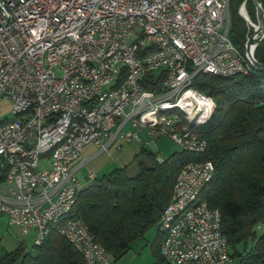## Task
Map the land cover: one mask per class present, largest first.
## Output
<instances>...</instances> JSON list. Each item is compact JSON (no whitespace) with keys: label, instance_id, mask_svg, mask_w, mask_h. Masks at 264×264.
<instances>
[{"label":"built area","instance_id":"built-area-1","mask_svg":"<svg viewBox=\"0 0 264 264\" xmlns=\"http://www.w3.org/2000/svg\"><path fill=\"white\" fill-rule=\"evenodd\" d=\"M245 1L238 12L248 27L243 49L252 60L264 30H255L259 23ZM139 13H146V20H139ZM229 25L230 0H0V101L9 99L11 110L25 107L13 124L0 119V183H8L0 190V213L8 223L24 235L33 231L34 245L41 244L40 232L51 226L52 214L75 202L74 187L82 184L79 169L102 151L141 140V131L154 138L168 135L182 149L205 151L207 140L197 131L184 130L174 118L142 115V108L182 105L183 94L200 90L192 85L199 71H243L233 56L237 46ZM165 38L182 44L186 66H179ZM149 43L162 44V51L141 56ZM147 72L159 78L158 90L144 87ZM113 74H121V84L104 89ZM181 77H190V84L170 94L169 86ZM97 92H104L103 105H95ZM213 104V96L203 91L184 113L189 120L204 114L203 124ZM71 113H85V120H71ZM60 132H67L66 143H58ZM88 143L96 149L84 157L81 150ZM213 169L212 159L195 160L176 176L159 218L163 222L185 205V219L162 233L160 252L172 264L232 259L220 210L204 199L188 210L191 193L200 192V179ZM59 233L81 252L83 264H113L81 216L74 215Z\"/></svg>","mask_w":264,"mask_h":264},{"label":"trees","instance_id":"trees-1","mask_svg":"<svg viewBox=\"0 0 264 264\" xmlns=\"http://www.w3.org/2000/svg\"><path fill=\"white\" fill-rule=\"evenodd\" d=\"M242 1L230 0L228 35L246 55L243 48L248 27L238 12ZM258 1L264 8V0ZM245 3L255 20L253 2ZM254 55L263 66L250 64L246 72L230 75L199 71L193 76L192 85L215 100L209 119L201 124V114L192 125L206 138L205 151L180 148L158 158L142 144L133 155L132 172L129 163L118 165L95 174L79 188L70 217L79 215L85 220L112 260L157 225L150 264H172L160 252L163 232L159 218L182 166L210 158L214 173L202 187L199 199L220 210L221 231L237 264H264V38L256 45ZM143 85L158 90L159 78L147 72ZM60 225L50 228L44 241L32 250L23 243L11 249L0 246V264H83L81 252L59 233Z\"/></svg>","mask_w":264,"mask_h":264},{"label":"bare ground","instance_id":"bare-ground-1","mask_svg":"<svg viewBox=\"0 0 264 264\" xmlns=\"http://www.w3.org/2000/svg\"><path fill=\"white\" fill-rule=\"evenodd\" d=\"M139 20H146V13H139ZM165 45L172 46V51L177 53V62L179 66L187 65V57L182 53V44L174 43V38H165ZM159 51H162V44L158 43H149L141 49V56H151ZM234 58L239 61L240 66L243 72H246L250 68V64L253 67H257L251 60V55L247 53L246 55L241 52L237 47L233 49ZM209 73H215L220 75H230L235 74V70H222V69H209ZM121 84V74H113L112 78L108 79V82H104V89L115 88V86ZM190 77H181L180 81H175L172 85L169 86L170 94H177L182 90V85H189ZM193 99L203 98V94L198 90H188V94L182 95V105L181 104H166V105H152L149 107L142 108V115H150L151 118H174L177 125L183 127L184 130L195 131L192 125L197 121L201 114H196V119L189 120L185 113L184 109H190V105ZM104 92H97L95 98V105H103ZM215 106V100L212 107V110ZM212 110L209 114V117L212 113ZM15 119L13 121L4 120V124H13L19 116L25 115V107H14L13 108ZM71 120L84 121L85 113H71ZM202 136V135H201ZM67 141V132H60L58 135V143H66ZM215 168V167H214ZM214 169L212 172H209V176L201 178L199 182V189L201 191L202 187L212 178ZM89 182V181H88ZM83 185H76L74 187V196H76L77 191ZM83 187V186H82ZM205 187V186H204ZM200 192L191 193V201L188 203V210H195L201 205V199H199ZM75 202H70V205L56 210L52 214L51 226H48V229H42L40 232V239L44 241L47 233L50 228L61 223L60 229L63 228L64 224L68 221H72L74 218L70 217V213L73 209ZM185 219V205H178V210L171 212L168 216L163 219V222H160V227L162 232H171V229L176 228L177 225ZM166 259V254L161 252ZM167 260V259H166ZM168 261V260H167Z\"/></svg>","mask_w":264,"mask_h":264},{"label":"rangeland","instance_id":"rangeland-1","mask_svg":"<svg viewBox=\"0 0 264 264\" xmlns=\"http://www.w3.org/2000/svg\"><path fill=\"white\" fill-rule=\"evenodd\" d=\"M15 117L13 108L11 110L10 100L2 98L0 101V119L4 118L5 121H13ZM140 136L141 140L133 139L124 141L119 148L111 147L109 150L102 151L88 159L77 173L79 180L84 184L89 181L86 178L89 172H94L99 175L111 170L115 166L124 165L126 163H129L128 169L129 172H132L134 170L133 155L139 150L142 144L153 150L160 158L166 157L172 151L181 148L179 144L168 135L154 138L145 131H141ZM95 149V145L89 143L82 148L81 153L84 157H87L93 153ZM7 186L8 183L1 182L0 190L5 189ZM156 232L157 225L148 228L144 235L131 242V246L126 252L113 260V264H150L154 258L152 254V241ZM19 243H23L26 249H34L33 231L24 235L18 225L9 224L7 215L0 213V246L5 249H11ZM229 264H237V258L232 257Z\"/></svg>","mask_w":264,"mask_h":264},{"label":"water","instance_id":"water-1","mask_svg":"<svg viewBox=\"0 0 264 264\" xmlns=\"http://www.w3.org/2000/svg\"><path fill=\"white\" fill-rule=\"evenodd\" d=\"M251 1L253 2L254 6H255L256 19H257V21L259 23L258 28H256L255 30L256 31H262V30H264V8H263V6L261 5V3L258 0H251ZM251 37H252V35H250L248 40H247V43H246V48L247 49H250ZM252 60H253V62H254V64L256 66H258V67L263 66V64L260 61H258L256 59V57H253Z\"/></svg>","mask_w":264,"mask_h":264},{"label":"crops","instance_id":"crops-1","mask_svg":"<svg viewBox=\"0 0 264 264\" xmlns=\"http://www.w3.org/2000/svg\"><path fill=\"white\" fill-rule=\"evenodd\" d=\"M89 144V143H88ZM85 146V145H84Z\"/></svg>","mask_w":264,"mask_h":264}]
</instances>
